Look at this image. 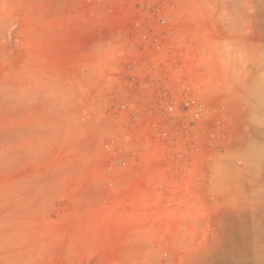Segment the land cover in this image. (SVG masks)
Returning <instances> with one entry per match:
<instances>
[{
  "label": "rangeland",
  "instance_id": "1",
  "mask_svg": "<svg viewBox=\"0 0 264 264\" xmlns=\"http://www.w3.org/2000/svg\"><path fill=\"white\" fill-rule=\"evenodd\" d=\"M0 264H264V0H0Z\"/></svg>",
  "mask_w": 264,
  "mask_h": 264
},
{
  "label": "bare ground",
  "instance_id": "2",
  "mask_svg": "<svg viewBox=\"0 0 264 264\" xmlns=\"http://www.w3.org/2000/svg\"><path fill=\"white\" fill-rule=\"evenodd\" d=\"M50 217H51L52 220H55V219L57 218V214H56V212H54V211L51 212V213H50Z\"/></svg>",
  "mask_w": 264,
  "mask_h": 264
}]
</instances>
